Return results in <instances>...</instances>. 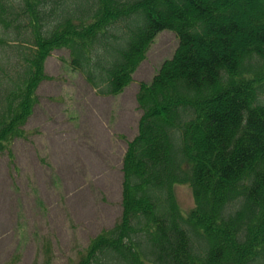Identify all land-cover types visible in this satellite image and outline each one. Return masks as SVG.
Instances as JSON below:
<instances>
[{
  "label": "trees",
  "instance_id": "obj_1",
  "mask_svg": "<svg viewBox=\"0 0 264 264\" xmlns=\"http://www.w3.org/2000/svg\"><path fill=\"white\" fill-rule=\"evenodd\" d=\"M162 30L178 43L139 83L121 216L75 264H264V0H0V153L29 134L53 50L115 95Z\"/></svg>",
  "mask_w": 264,
  "mask_h": 264
},
{
  "label": "rangeland",
  "instance_id": "obj_2",
  "mask_svg": "<svg viewBox=\"0 0 264 264\" xmlns=\"http://www.w3.org/2000/svg\"><path fill=\"white\" fill-rule=\"evenodd\" d=\"M177 43L174 32L160 31L115 95L98 94L72 70L67 49L47 57L50 78L38 85L29 134L14 140L13 158L0 153V264H75L90 238L119 220L122 159L141 115L139 83L151 80ZM174 190L187 214L189 184Z\"/></svg>",
  "mask_w": 264,
  "mask_h": 264
}]
</instances>
